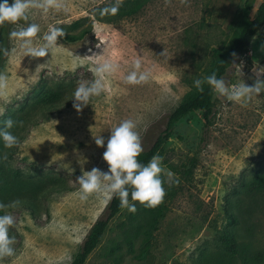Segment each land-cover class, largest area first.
I'll return each instance as SVG.
<instances>
[{"label":"rangeland","instance_id":"1","mask_svg":"<svg viewBox=\"0 0 264 264\" xmlns=\"http://www.w3.org/2000/svg\"><path fill=\"white\" fill-rule=\"evenodd\" d=\"M260 1L149 0L134 15L105 21L97 9L115 0H58L64 7L46 14L32 8L27 20L6 23L0 127L13 119L10 131L19 143L5 148L0 142V154L7 155L0 161V202L21 203L7 209L16 221L10 228L15 251L0 257V264H69L109 201L98 193L82 200L76 178L82 170H108L103 153L111 128L126 118L137 120L143 149L150 147L193 81L206 74L212 49H226L240 20L252 17ZM29 23L40 25L37 40L50 25L81 37H58L45 57H24L9 33ZM137 58L150 78L126 84ZM105 59L117 62L119 70L100 96L77 111L74 90L93 80ZM262 67L264 27L223 79L253 85ZM46 90L58 92V100L42 102ZM213 104L209 125L200 111L188 114L158 153L178 182L165 185L155 226L144 223L145 207L133 202L136 212L123 208L116 214L84 264H253L228 254L218 236L232 233L242 256L264 250V191H247L253 175L264 173V93L242 105L214 92ZM99 135L105 147L95 144ZM135 220L142 227L129 250L126 237Z\"/></svg>","mask_w":264,"mask_h":264},{"label":"clouds","instance_id":"2","mask_svg":"<svg viewBox=\"0 0 264 264\" xmlns=\"http://www.w3.org/2000/svg\"><path fill=\"white\" fill-rule=\"evenodd\" d=\"M64 7L58 0H0V25L6 23L16 24L18 21L28 19V11L39 8L43 13L50 9ZM120 0H115L109 6L100 9V15H115L119 11ZM41 33L40 25L29 23L26 27L13 30L9 33L10 38L19 42V49L23 56L45 57L51 53L57 45V38L63 37L65 31L62 27L50 25L47 32ZM163 55V54H162ZM235 56V53H233ZM48 62V61H47ZM119 64L111 59H105L95 67V78L91 81H82L72 94L73 107L80 111L82 107L91 103L94 97L100 96L105 90L106 80L119 70ZM264 67L257 69V79L253 85H247L244 81L235 85H228L223 78H218L213 72L202 79L193 81L197 90L203 91L202 85L207 83L215 93L225 97L227 101L247 105L255 96L264 93ZM150 72L144 70L141 59L132 62L131 70L124 76V82L129 85H138L147 82ZM5 77L0 75V82ZM15 121L8 118L0 127V142L5 148H12L19 143L16 135L10 131ZM138 129V121L132 118L121 120L118 125L111 128V134L107 139L99 135L95 136V144L105 147L103 159L109 168L103 171L92 168L83 171L76 178L80 186V198L86 200L90 194H103L108 199L113 196L119 198L120 207L135 213L136 203L139 202L146 208L159 205L166 195V184L177 183L171 170L163 166V157L154 154L147 164L138 160L144 151L141 136ZM7 160L6 154H0V161ZM86 158L82 164L86 163ZM131 201V202H130ZM21 203L20 200L8 204L0 202V257H10L14 254L15 236L10 235V228L15 225V217L7 209L15 208Z\"/></svg>","mask_w":264,"mask_h":264},{"label":"trees","instance_id":"3","mask_svg":"<svg viewBox=\"0 0 264 264\" xmlns=\"http://www.w3.org/2000/svg\"><path fill=\"white\" fill-rule=\"evenodd\" d=\"M149 0H125L123 5L120 6L119 11L115 15H100V9H97L96 16L100 20L105 21H114L122 17H128L136 14L139 9L144 6ZM11 3V0H9ZM108 6V5H106ZM264 27V0H261L257 5L254 14L250 18L243 17L240 20V28L236 32L228 47L226 49L213 48L211 51V57L208 63V68L204 77L211 75L213 72L216 73L218 78H223L228 67L232 62L242 55L252 37ZM81 37V34H66L61 37L65 41H75ZM6 44V24L0 25V66L3 60L4 49ZM235 53V56H233ZM203 77V78H204ZM203 91H199L196 87L187 91L182 99L179 101L177 106L169 114L166 121V125L163 130L157 135L156 139L150 147L144 149V151L138 157V160L141 163L147 164V162L152 158L154 154H158L161 150L163 144L173 133V127L177 121L181 118L187 116L188 114L194 111H200L204 119V126H207L211 122V116L214 109L213 104V89L207 84H203ZM60 94L52 90H46L42 95V102L52 103L53 101L58 100ZM248 192H260L264 191V173L263 174H254L252 180L247 187ZM123 208L120 207L119 198L113 196L109 199L105 211L103 214L94 222L91 229L84 238L80 248L74 254L73 258L69 264H84L88 255L95 249V247L100 243L103 234L108 228L110 220L118 214ZM161 203L153 208L145 207V219L147 224L151 227L155 226L157 223V218L161 212ZM229 220L232 224L236 225L238 223L237 218L233 215H229ZM133 228V233L127 236V242L129 250L132 248V241L130 240L132 236H137L141 230V222L135 220L134 224L130 225ZM148 231L143 229V233ZM219 243L222 245L224 250L231 255H240L242 260L245 262H250L253 264H258L264 261V250H257L251 252L247 255L241 254V251L238 247L235 236L230 232H224L218 236ZM118 264V263H116Z\"/></svg>","mask_w":264,"mask_h":264}]
</instances>
